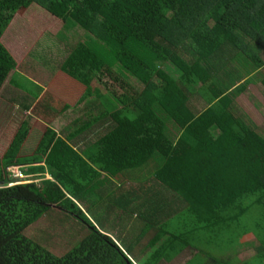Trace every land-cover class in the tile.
I'll return each mask as SVG.
<instances>
[{"label":"trees","instance_id":"16d2710c","mask_svg":"<svg viewBox=\"0 0 264 264\" xmlns=\"http://www.w3.org/2000/svg\"><path fill=\"white\" fill-rule=\"evenodd\" d=\"M28 10L42 15L38 30L54 21L56 35L85 33L62 69L86 86L97 115L63 133L47 127L30 155L25 121L0 156V264H171L189 248L185 264H264V136L234 107L264 68V0H0V91L18 65L3 39ZM187 41L192 61L181 52ZM197 86L213 101L199 113L190 103ZM108 120L104 136L74 147ZM12 167L28 182L11 185ZM102 173L136 188L96 206ZM132 204L139 237L154 235L135 259L100 217L131 214ZM54 207L86 231L62 256L27 236ZM249 236L258 253L231 256Z\"/></svg>","mask_w":264,"mask_h":264},{"label":"rangeland","instance_id":"374dc122","mask_svg":"<svg viewBox=\"0 0 264 264\" xmlns=\"http://www.w3.org/2000/svg\"><path fill=\"white\" fill-rule=\"evenodd\" d=\"M27 13L28 15L25 16L17 14L3 39L4 45L13 53L18 65L0 91V156L7 152L15 134L25 121L30 124V134L23 146L22 155H30L47 127L63 133L65 129L76 126V121L80 118L85 120L87 114L89 117L97 115L95 109L92 113L88 111L89 104L85 101L89 97L86 95L85 85L74 81L62 69L67 57L85 41V33L77 26H68L56 35L54 21L48 24L46 30H38L34 22L42 18V15L31 10ZM45 22L49 23L47 19ZM190 43L187 41L181 45V52L188 61L194 59L189 52L192 51ZM262 56L264 59V54ZM262 76H264V68L258 73L249 89L236 97L234 107L247 123L255 126L264 136V87L260 82ZM15 78L16 82H21L22 85L30 88L32 95L14 85L11 80ZM246 80L247 77L244 76L243 82ZM130 83L137 90L144 86L133 78H130ZM199 88L196 87L197 91L190 102L196 113L206 108L210 102L213 103L200 92ZM26 103L31 104L30 108L23 107ZM105 132V124H103L100 129L96 128L76 139L74 145L83 142L80 148L84 149L89 142H94ZM26 179L25 176L23 182H27ZM117 218L110 217L111 222H115L116 225L127 224L126 231L131 232L130 219H123L122 222ZM85 232L66 212L54 207L47 216L32 225L27 236L53 254L62 256L78 244ZM258 246L259 243L254 237H245V244L230 251V255L233 257L239 255L245 260L258 253ZM194 252V249H187L172 264H185Z\"/></svg>","mask_w":264,"mask_h":264},{"label":"crops","instance_id":"0c3cea01","mask_svg":"<svg viewBox=\"0 0 264 264\" xmlns=\"http://www.w3.org/2000/svg\"><path fill=\"white\" fill-rule=\"evenodd\" d=\"M92 101H93V97H89L85 102H87L90 105L92 103ZM109 126H110V120L106 121L105 129L109 130ZM105 133L103 134V136L105 135ZM86 134H84L82 136H85ZM75 141H74V143H75ZM74 143H73V145H74ZM82 145H83V142L82 143L78 142V144L74 145V147L76 149H78V151L81 152V151H83L86 148L85 147L84 149H81L80 147ZM89 145H87V146H89ZM135 182H136L135 179H133L132 181L128 182L127 179L117 180L115 178H112L108 174L102 173V176H100L96 181H94V185L95 186L98 184L97 185V187H98L97 195H96V200H95L94 204L97 206L102 201V199L105 201L108 195H113L114 193L118 196V198H120V193H121L122 190L128 189L130 187L136 188L135 187ZM89 199H91V196H89ZM130 206L131 207H127L126 208V212L131 213V214H127V213H125V210L119 209L118 211H116V215H117L118 218L116 217V215H112L110 217L115 216V219L117 218L118 220H121L122 222H123V219H128L129 218L130 219L129 221L132 222V224L129 225V227L130 226L132 227L130 229L131 232H127L126 231L127 224L116 225L115 222H113V221L111 222V219H110L109 216L105 217L102 214L103 212H100L101 213L100 217H101L102 222L105 225V227H109V229L111 230L109 233L113 234V238L115 237V239L117 240L119 235H121L120 236L121 237L120 238V242L118 243V240H117V243L119 245L122 244V246L125 245V247H127L128 250L131 249L129 255L131 256V259H135L134 257L135 256H139L140 252H146L148 254V252L151 249L150 243H151V240L153 239L154 235L151 233V234H148V235H146V236H144L142 238L139 237L141 235L140 232H141V227L142 226H141L140 222H138L136 220L137 219V216H136L137 211L135 212L134 205L132 204ZM133 213H134V215H133ZM94 224H96V223L94 222ZM177 259H178V257L173 261V263L176 262Z\"/></svg>","mask_w":264,"mask_h":264},{"label":"built area","instance_id":"2783aa9c","mask_svg":"<svg viewBox=\"0 0 264 264\" xmlns=\"http://www.w3.org/2000/svg\"><path fill=\"white\" fill-rule=\"evenodd\" d=\"M10 171V177L15 180L16 182L11 184H20V183H27V182H23V178H25L24 173L22 172L21 167H12L9 169Z\"/></svg>","mask_w":264,"mask_h":264}]
</instances>
